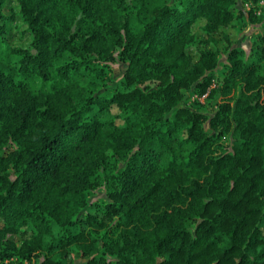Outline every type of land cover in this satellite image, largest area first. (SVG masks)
<instances>
[{
	"label": "trees",
	"instance_id": "obj_1",
	"mask_svg": "<svg viewBox=\"0 0 264 264\" xmlns=\"http://www.w3.org/2000/svg\"><path fill=\"white\" fill-rule=\"evenodd\" d=\"M259 1L0 0V264H264Z\"/></svg>",
	"mask_w": 264,
	"mask_h": 264
},
{
	"label": "rangeland",
	"instance_id": "obj_2",
	"mask_svg": "<svg viewBox=\"0 0 264 264\" xmlns=\"http://www.w3.org/2000/svg\"><path fill=\"white\" fill-rule=\"evenodd\" d=\"M14 0H8L9 4H13ZM238 3L241 5V7L243 9H250L252 7V2L251 0H238ZM259 5H261V7L264 8V0H260L259 1ZM236 11V10H234ZM15 23H17L18 25L20 24V20L19 18H17V20H15ZM196 28V26L194 27ZM259 29L264 30L262 27H259ZM23 28L22 27H15L13 28L9 34H8V39L14 43V44H18V45H28L29 43V35L27 33L23 34L22 32ZM254 31H256V28L253 26H249V25H242L239 26L237 29H233L231 31L232 34L236 35L238 38L237 44L248 48L251 45L252 42V35L254 33ZM235 36V37H236ZM225 43V41H220L219 44H221V46H223ZM222 60H225V54L222 56L221 58ZM115 74H118L120 72V68H115L114 70ZM28 82L30 83L32 89L37 90L40 87H47L48 83L46 82H42L40 79L38 78H31L28 77L27 78ZM211 86H215L214 83L211 84ZM207 95V93H204L202 95H197L196 93H193L186 101L185 104L186 105H201V108L206 111L207 113H211V108L214 105H210V104H206L205 102V96ZM102 193H97L96 196H101Z\"/></svg>",
	"mask_w": 264,
	"mask_h": 264
}]
</instances>
